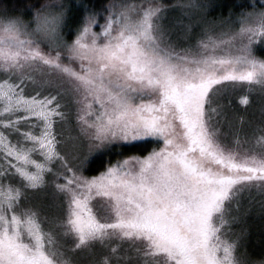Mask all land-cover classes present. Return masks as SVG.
I'll return each instance as SVG.
<instances>
[{
	"label": "snow or ice",
	"instance_id": "snow-or-ice-1",
	"mask_svg": "<svg viewBox=\"0 0 264 264\" xmlns=\"http://www.w3.org/2000/svg\"><path fill=\"white\" fill-rule=\"evenodd\" d=\"M29 5L0 2V264H78L42 228L41 190L70 251L119 238L102 264H264L247 245L250 216L264 234V121L258 147L233 144L219 100L237 80L264 90V0ZM118 142L136 150L87 175Z\"/></svg>",
	"mask_w": 264,
	"mask_h": 264
},
{
	"label": "rangeland",
	"instance_id": "rangeland-1",
	"mask_svg": "<svg viewBox=\"0 0 264 264\" xmlns=\"http://www.w3.org/2000/svg\"><path fill=\"white\" fill-rule=\"evenodd\" d=\"M222 8H217L216 11H223ZM257 55V54H256ZM258 56V55H257ZM241 96H247L248 102L244 103L241 101ZM219 100L231 101V104L225 103L221 115L227 114V118L232 121L233 128L240 130V135L237 137H232L233 144L239 142L243 147H248L249 143L258 147L256 145V138L259 137L257 133L256 138L251 137V130L254 126L259 125L264 121V90L258 81V78H255L252 81H239L235 82V85L229 83L225 89H222L219 94ZM219 102V101H217ZM2 107V105H0ZM219 119V117H218ZM227 128V124L222 126ZM75 131L74 127H69L65 129L66 135H71ZM148 140L157 142V137H149ZM134 143V142H133ZM126 145L125 142H118L112 145H108L104 148L98 149L92 153V155L102 153L105 150H109L113 146ZM91 155V156H92ZM90 156V157H91ZM89 157V158H90ZM255 197L259 200V194L255 193ZM243 200L247 201L249 199L248 194L243 195ZM107 199L106 197L104 198ZM29 200L33 204L39 203L42 208V217L41 224L42 228L48 232L50 231L53 235V247L63 249L66 253V256H71V258L78 262V264H102L100 260L101 252L108 251L109 244L119 243V238H115L109 242H106L103 246L99 243L92 245L91 248L76 249L74 252L70 251L66 245L71 243V237H66L62 233V225L58 222L60 219L59 210L52 209L47 206L48 197L44 196V191H38L29 197ZM87 208L90 209L94 214L98 210L103 209V203L96 197L93 196L87 202ZM87 214V213H86ZM228 220V217H225ZM236 224L228 223L224 225L225 238H228L227 234L232 229L237 228ZM249 229L250 234L247 240V245L249 247L255 246L257 250L260 249L261 244L264 243L262 236L264 234L260 231V220L258 216L249 217ZM121 251H124L121 246ZM117 258L113 257L110 261V264H115Z\"/></svg>",
	"mask_w": 264,
	"mask_h": 264
},
{
	"label": "trees",
	"instance_id": "trees-1",
	"mask_svg": "<svg viewBox=\"0 0 264 264\" xmlns=\"http://www.w3.org/2000/svg\"><path fill=\"white\" fill-rule=\"evenodd\" d=\"M0 2H3V0H0ZM9 5H10V10L15 11L18 7H24V5L30 3V0H8ZM75 2L78 3V0H75ZM218 2L223 5L224 10H226L227 6L230 4H239L241 0H218ZM27 11V9H25ZM226 14V11H225ZM258 56L262 55V53L257 52L256 53ZM151 141V140H150ZM152 143L148 144L147 147L151 148L153 144L156 142L151 141ZM137 142H134L135 144ZM136 150L135 148L132 147V145H116L111 147L109 150H105L102 153H98L95 155H92L88 159V163L85 167V171L87 175H94L98 173L101 168L105 165H107L110 162L115 161L117 158L121 157L124 154H127L128 151H133Z\"/></svg>",
	"mask_w": 264,
	"mask_h": 264
},
{
	"label": "clouds",
	"instance_id": "clouds-1",
	"mask_svg": "<svg viewBox=\"0 0 264 264\" xmlns=\"http://www.w3.org/2000/svg\"><path fill=\"white\" fill-rule=\"evenodd\" d=\"M26 5H29V3L28 4H26ZM26 5H24V7H18L15 11H13V12H11V13H8L7 15H9V16H12V17H14V16H16V15H23L24 13H25V9H27L25 6ZM30 6V5H29ZM28 10V9H27ZM26 19H27V17H25Z\"/></svg>",
	"mask_w": 264,
	"mask_h": 264
}]
</instances>
